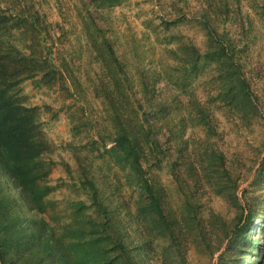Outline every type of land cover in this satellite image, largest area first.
Here are the masks:
<instances>
[{"label":"rangeland","instance_id":"obj_1","mask_svg":"<svg viewBox=\"0 0 264 264\" xmlns=\"http://www.w3.org/2000/svg\"><path fill=\"white\" fill-rule=\"evenodd\" d=\"M0 16V56L27 57L7 70L12 93L46 146L44 211L29 212L0 175L10 216L65 231L91 181L108 212L89 210L86 230L111 217L116 231L153 238V194L178 220L188 264L214 262L241 217L264 241V0H0ZM123 128L143 148L142 173L117 158ZM191 224L206 243H193ZM162 241L153 257L141 244L144 264Z\"/></svg>","mask_w":264,"mask_h":264},{"label":"trees","instance_id":"obj_2","mask_svg":"<svg viewBox=\"0 0 264 264\" xmlns=\"http://www.w3.org/2000/svg\"><path fill=\"white\" fill-rule=\"evenodd\" d=\"M0 18L2 19V16ZM212 48L209 46L211 52L207 56L225 55L222 53V47L218 51ZM26 60V56H20L18 61L0 56V175L18 192L29 212L36 210L43 212L45 193L41 177L45 176V172L43 173L44 170L39 168L41 165H37V162L46 146L33 115H30L32 108L23 105L13 95L12 84L7 75V70L11 68L13 62L16 67L23 68V61ZM23 74L19 73V76ZM10 77L12 78V74ZM123 131L122 137L116 142L121 154L117 158H122V155L125 159L130 157L135 170L142 173L139 159L140 155L141 157L143 155L141 153L143 148L138 138L129 136L128 128H123ZM219 159L222 163L221 154ZM1 177L0 184L3 186ZM88 183L92 185L91 203L75 202L74 215H79L80 219L75 218L74 226L70 225L61 232H56V229L44 219L38 221L24 214L10 216L8 209L3 206L5 199L9 197H1L0 264H144L147 254L141 249V244L146 247L150 245V255L153 257L157 244L154 246L151 242L158 241L159 238H164L165 241L158 244L160 248L156 251L155 264H188L184 251L179 245H175V242L184 235L177 232L178 220L166 219L156 195L150 194L152 203L149 202L146 209L148 213L155 214L156 211L158 218H150L148 215L145 218L152 226L153 232L150 237L153 238L145 240L141 237L135 240L126 234V230L116 231L111 217H108L109 220L104 218V222L103 219L94 220L98 228L94 229L92 225L86 230L84 218L93 224L92 220H87L89 217L86 214H91L89 210L93 213L100 212L102 216L101 212H108L107 206L98 198L96 187L91 181ZM145 186L149 187L146 181ZM3 187L7 190L5 186ZM210 214L213 216L214 213ZM213 217L219 221L217 225L221 228L226 227L227 221L223 217L219 215ZM164 221L166 226L162 224ZM251 225V216L237 219L224 249L218 247L216 251L210 253L213 255L220 252L210 264H264V241L248 233ZM194 226L195 224H191L188 234ZM202 226V224L196 226L190 233L189 237L194 240L193 243L201 245L207 242L204 237H200Z\"/></svg>","mask_w":264,"mask_h":264}]
</instances>
